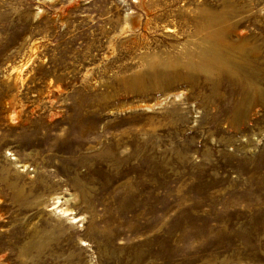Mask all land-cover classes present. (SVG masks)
<instances>
[{
  "label": "rangeland",
  "instance_id": "obj_1",
  "mask_svg": "<svg viewBox=\"0 0 264 264\" xmlns=\"http://www.w3.org/2000/svg\"><path fill=\"white\" fill-rule=\"evenodd\" d=\"M263 7L0 0V264H264ZM197 10L244 38L237 75L175 66Z\"/></svg>",
  "mask_w": 264,
  "mask_h": 264
},
{
  "label": "bare ground",
  "instance_id": "obj_2",
  "mask_svg": "<svg viewBox=\"0 0 264 264\" xmlns=\"http://www.w3.org/2000/svg\"><path fill=\"white\" fill-rule=\"evenodd\" d=\"M187 12L188 14L192 13L189 9ZM194 19V31L192 34L186 35V40L179 45V58L175 59V66L181 63V66L184 68V74L188 78L193 74L200 73L211 80L216 77L218 78L223 72L237 75L239 71L244 68V60L247 59V54L249 53L248 47H245L244 43L240 42L244 38L236 33L234 37L237 41L230 40L228 36L231 38L233 35H227L229 25L224 27L227 19L221 17V15L217 14L212 17L207 13L203 14L202 11L197 10ZM238 41L240 43H237ZM13 69L15 72L8 75L7 81L16 84V81L21 80V78L18 72L19 70H16L17 68L15 67L12 68L11 72ZM182 95V92L170 93L167 94L165 98L163 97L152 105H144L143 107L145 109H151V107L154 106L158 107V105L162 104L167 99L175 98L176 100ZM18 168L26 170L25 165H20ZM62 199L60 194H52L48 197L47 202L53 207L51 210L55 212L58 216L57 218H66L70 224L77 223L80 218L78 219L74 212L68 207L67 202L69 199Z\"/></svg>",
  "mask_w": 264,
  "mask_h": 264
}]
</instances>
